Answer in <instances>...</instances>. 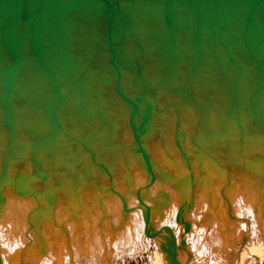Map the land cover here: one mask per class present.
Wrapping results in <instances>:
<instances>
[{"label":"bare ground","instance_id":"bare-ground-1","mask_svg":"<svg viewBox=\"0 0 264 264\" xmlns=\"http://www.w3.org/2000/svg\"><path fill=\"white\" fill-rule=\"evenodd\" d=\"M0 264H264V0H0Z\"/></svg>","mask_w":264,"mask_h":264},{"label":"water","instance_id":"water-1","mask_svg":"<svg viewBox=\"0 0 264 264\" xmlns=\"http://www.w3.org/2000/svg\"><path fill=\"white\" fill-rule=\"evenodd\" d=\"M111 28H112V22L109 23V37H110V39H111V36H112L111 35Z\"/></svg>","mask_w":264,"mask_h":264},{"label":"rangeland","instance_id":"rangeland-1","mask_svg":"<svg viewBox=\"0 0 264 264\" xmlns=\"http://www.w3.org/2000/svg\"><path fill=\"white\" fill-rule=\"evenodd\" d=\"M71 59L73 60L72 57H71ZM73 61H74V60H73ZM88 61H89V60H87L86 62H88ZM89 67H90V65H88V67L86 66V68H88V69L90 70L91 67H90V68H89ZM89 70H88V71H89ZM86 73L89 74L88 72H86ZM90 74H92L91 71H90Z\"/></svg>","mask_w":264,"mask_h":264}]
</instances>
